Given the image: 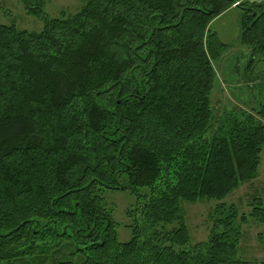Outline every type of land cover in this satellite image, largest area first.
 Instances as JSON below:
<instances>
[{"label":"trees","instance_id":"16d2710c","mask_svg":"<svg viewBox=\"0 0 264 264\" xmlns=\"http://www.w3.org/2000/svg\"><path fill=\"white\" fill-rule=\"evenodd\" d=\"M20 2L42 27L0 23V264H251L238 244L249 219L264 244L261 197L247 214L218 203L196 243L182 203L258 176L264 85L247 100L233 88L243 105L215 112L212 60L228 45L210 24L240 8L251 66L264 0H85L56 17ZM107 189L135 200L126 241Z\"/></svg>","mask_w":264,"mask_h":264},{"label":"rangeland","instance_id":"374dc122","mask_svg":"<svg viewBox=\"0 0 264 264\" xmlns=\"http://www.w3.org/2000/svg\"><path fill=\"white\" fill-rule=\"evenodd\" d=\"M85 0H46L45 13L50 17H56L61 11L73 13L79 10ZM0 23H14L20 29L39 30L42 21L32 15L26 14L20 0H0ZM241 27V10L233 7L216 16L210 24V30L215 32L218 39L228 45L222 55L212 60L216 73L214 89L211 93L212 104L216 113L223 111L224 107H231L241 100H233L231 90L240 87L244 99H250L251 93L264 85V53L255 54L256 60L249 65L251 50L239 39ZM254 88V90L250 87ZM240 96V95H239ZM257 100L264 99V90H259L255 97ZM252 98L250 104H254ZM246 102V101H245ZM253 106V105H250ZM258 176L250 181L244 182L240 187L227 195L223 200H199L197 202H183L182 207L185 222L188 227L191 243L204 241L208 237L211 225V213L220 202L235 205L239 212L248 213L249 201L253 196H258L264 202V147L261 152V162ZM104 198L109 208L112 209L113 218L118 222V240L126 241L131 236L130 218L127 217L125 209L134 205V198L123 189H107ZM259 222L249 219L241 224V237L238 244V255L249 263H264V244L257 234L261 230Z\"/></svg>","mask_w":264,"mask_h":264}]
</instances>
